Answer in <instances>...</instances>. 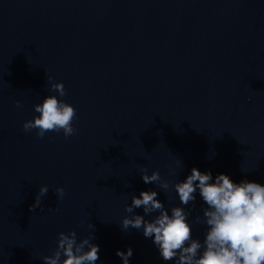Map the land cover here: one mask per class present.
Instances as JSON below:
<instances>
[{
	"label": "water",
	"instance_id": "obj_1",
	"mask_svg": "<svg viewBox=\"0 0 264 264\" xmlns=\"http://www.w3.org/2000/svg\"><path fill=\"white\" fill-rule=\"evenodd\" d=\"M51 83L76 110L68 138L22 129ZM142 167L172 184L196 168L264 186V0H0V264H43L69 231L95 237L96 264L129 248V264H174L142 229L122 231L144 215L125 207L156 191L203 241L207 206L198 190L181 205L171 184H144Z\"/></svg>",
	"mask_w": 264,
	"mask_h": 264
},
{
	"label": "clouds",
	"instance_id": "obj_2",
	"mask_svg": "<svg viewBox=\"0 0 264 264\" xmlns=\"http://www.w3.org/2000/svg\"><path fill=\"white\" fill-rule=\"evenodd\" d=\"M51 81V77H47ZM50 92L57 95L44 97L42 103L34 105L39 115L22 125L25 133L36 130V136L43 139L48 132L63 133L65 138L76 134L73 121L76 110L57 96L66 95L62 83H51ZM21 107L19 101L15 105ZM144 184H154L167 191L170 184L174 188L181 205L195 201L197 190L207 206L202 209L203 220L197 217L195 223L206 226L203 241L192 238L189 225V211L182 207L165 209L157 199L156 191H141L139 198L131 197V204L125 212L132 214L134 209H143L144 215L125 216L120 225L122 231L129 228L141 230L145 238H152L164 261L174 264H264V186L256 182L242 180L233 182L229 176L218 174L213 179L211 172H200L192 168L183 182L162 180L159 172L147 174V168L140 169ZM47 186H41L29 211L34 212L41 206V199L48 192ZM55 195L62 199L63 188H56ZM153 216L149 221L145 216ZM90 227L94 226L91 224ZM95 237L77 239L75 231L58 233L56 248L50 256L39 257L43 264H96L99 260V246L92 243ZM122 264H129L132 249L117 251ZM61 257H64L61 259Z\"/></svg>",
	"mask_w": 264,
	"mask_h": 264
}]
</instances>
